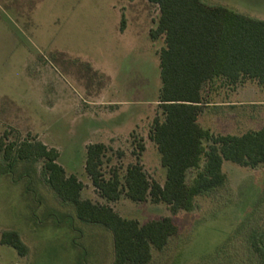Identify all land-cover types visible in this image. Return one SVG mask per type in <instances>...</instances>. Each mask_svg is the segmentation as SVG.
<instances>
[{
  "label": "rangeland",
  "instance_id": "obj_1",
  "mask_svg": "<svg viewBox=\"0 0 264 264\" xmlns=\"http://www.w3.org/2000/svg\"><path fill=\"white\" fill-rule=\"evenodd\" d=\"M206 2L264 20V0ZM158 14L146 0H0V133L8 141L36 136L55 147L57 162L83 183L82 198L107 203L84 170L92 142L113 149L104 172L117 165L123 174L136 161L133 137L142 138L140 163L150 179H165L148 138L160 114L164 40L149 36ZM212 96L213 103L236 105L207 107L200 117L204 127L238 134L264 124V88L256 81L213 89ZM40 169L41 163L23 162L6 169L0 154V235L16 231L27 248L20 255L0 243V264H112L111 230L79 220ZM223 171L226 183L197 196L191 211L172 214L163 202H133L124 195L108 204L140 223L169 216L178 225L163 250H152L149 264H259L248 238L254 231L264 235V165L226 160ZM195 174L190 171L189 180Z\"/></svg>",
  "mask_w": 264,
  "mask_h": 264
},
{
  "label": "trees",
  "instance_id": "obj_2",
  "mask_svg": "<svg viewBox=\"0 0 264 264\" xmlns=\"http://www.w3.org/2000/svg\"><path fill=\"white\" fill-rule=\"evenodd\" d=\"M146 1L159 10L149 36L164 40L158 55L160 114L153 117L148 130L165 168L162 184L150 179L139 161L145 149L142 138L133 137L136 161L129 163L123 174L117 165L104 172V164L111 160L108 153L113 150L109 145L88 143L84 170L107 202L96 203L81 197L83 183L57 162L55 147H48L36 136L8 141L7 134L0 133L6 169L12 170L18 162L28 167L41 163L40 174L46 184L61 202L73 204L79 220L111 230L112 264H149L152 250H163L178 233V225L169 216L145 223L124 218L109 202L124 195L133 202H163L172 214L191 211L197 207V196L210 194L226 183L224 161L249 168L264 165V124L232 134L217 133L199 120L207 107L218 106L212 101L213 89L237 88L247 80L264 88V20L206 0ZM115 154L121 157L123 152ZM192 170L196 174L189 180ZM248 240L259 264H264V235L254 231ZM0 243L20 255L27 252L16 231L2 232Z\"/></svg>",
  "mask_w": 264,
  "mask_h": 264
},
{
  "label": "crops",
  "instance_id": "obj_3",
  "mask_svg": "<svg viewBox=\"0 0 264 264\" xmlns=\"http://www.w3.org/2000/svg\"><path fill=\"white\" fill-rule=\"evenodd\" d=\"M234 104V105H236V103H234V102H220V103H217L216 105H218V106H222V105H228V104ZM200 120V119H199ZM208 128H210V127H208ZM211 129V128H210ZM213 130V129H212ZM214 131V130H213ZM112 133H114L115 134V132H113L112 131ZM111 135V134H110ZM117 135V134H116ZM111 137H113V136H110L109 138L111 139ZM98 142H103V141H98Z\"/></svg>",
  "mask_w": 264,
  "mask_h": 264
}]
</instances>
